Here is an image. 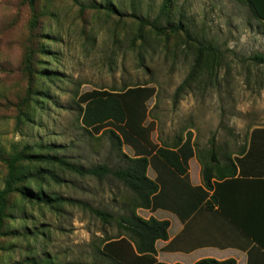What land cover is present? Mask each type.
I'll list each match as a JSON object with an SVG mask.
<instances>
[{
    "label": "rangeland",
    "instance_id": "1",
    "mask_svg": "<svg viewBox=\"0 0 264 264\" xmlns=\"http://www.w3.org/2000/svg\"><path fill=\"white\" fill-rule=\"evenodd\" d=\"M139 19L182 27L158 34ZM255 54L264 55V21L243 0H0V190L18 153L86 168L123 167L121 152L133 157L132 144L121 142V152L111 145L118 121L109 102L81 101L92 90L153 89L121 102L125 127L151 151L150 179L163 160L155 152L175 151L179 140H190L201 167L212 144L221 156L236 152L252 129L264 127V64L250 59ZM16 165L0 264H109L101 247L120 233L116 220L127 209L145 220L170 214L138 207L134 193L110 176H79L31 159ZM89 207L115 220L105 223ZM170 223L168 239L154 245L156 259L173 264L195 242ZM201 253L223 255L200 249L191 256Z\"/></svg>",
    "mask_w": 264,
    "mask_h": 264
},
{
    "label": "trees",
    "instance_id": "2",
    "mask_svg": "<svg viewBox=\"0 0 264 264\" xmlns=\"http://www.w3.org/2000/svg\"><path fill=\"white\" fill-rule=\"evenodd\" d=\"M245 1L257 19L264 21V0H243ZM166 6V2L162 5V10ZM108 7V6H106ZM112 12L114 9L108 7ZM141 24L150 26L158 34H165L171 31H177L181 29L179 24L177 27H166L157 24V21H148L146 19H139ZM203 50L215 52L211 46H202ZM256 63L264 64V55L255 54L250 58ZM29 66V61L26 63ZM26 70L31 68L25 67ZM185 83H182L176 89V95L182 91ZM152 88L145 87H132L123 92L111 93L105 90H92L84 93L80 99L82 102H109L112 109L116 112L115 119L118 121L116 132L109 131V137L112 147H116L117 151L121 152V142H127L130 145L137 147L133 157H128L121 152V161L124 162L123 167L112 168L106 164L95 165L91 167H84L63 158L50 156V155H23L16 154L11 157L8 164L7 180L3 189L0 190V234H2L3 220L6 215L7 209V196L14 191L13 184L16 180V167L17 162L23 159L38 160L47 163H53L63 169L74 172L79 176L92 175L97 178L104 176H110L113 179H117L123 182L139 200L138 207L154 210L157 208H163L175 213L178 218L187 225L188 219L191 218L193 211L202 205L206 209L210 208V199L215 200L214 196L206 200L208 197V191L212 188L210 183V170L211 163H221L222 157L217 151L215 145L212 144V150L210 155V162L201 167L203 187H193L187 175L188 159L193 155V150L190 144V140H179L174 148L175 151L166 150L164 148L158 149L155 154L159 153L163 160L156 166L153 165L156 171V177L150 179L146 176L147 167L151 162V151H147L142 147L138 139L130 132L124 125L125 122V105L121 104L122 101L131 99L133 97H140L142 94L149 96L152 94ZM110 109V108H108ZM100 122L90 123L93 127ZM96 124V125H94ZM98 127V126H97ZM96 128V127H95ZM255 131H259L256 128L252 130V135ZM262 131V130H261ZM264 132V129H263ZM245 146L240 147L236 153L237 155L243 154ZM220 155V156H219ZM248 155V152L245 154ZM229 159L231 171L230 176L235 172V161L241 163L238 157L234 160L227 155ZM164 168L166 174L163 175L159 167ZM158 167V168H157ZM219 185V183H217ZM30 198H34L37 201L44 203H50V199L44 196H33L32 193H25ZM215 195V193L213 194ZM201 205V206H202ZM89 210L99 217L103 222L109 223L115 220V217L106 211L99 210L97 208L89 207ZM119 225L120 233L112 238L106 240L101 247V255L111 261L109 264H169L166 262L158 261L155 257L156 248L155 241L168 239V228L170 222L166 219L157 220L154 217H149L147 220L139 217L134 210L127 209V211L119 216V220H116ZM37 264L36 262H31ZM65 264H98L96 262L80 263V262H67ZM180 264V263H174ZM194 264H236L235 259L228 258L225 260H216L214 258H202L196 261Z\"/></svg>",
    "mask_w": 264,
    "mask_h": 264
},
{
    "label": "crops",
    "instance_id": "3",
    "mask_svg": "<svg viewBox=\"0 0 264 264\" xmlns=\"http://www.w3.org/2000/svg\"><path fill=\"white\" fill-rule=\"evenodd\" d=\"M255 128L259 131L253 135V129L250 131L243 154L223 153L221 163H211L209 179L212 188L207 190L206 200L212 196L215 200L210 199L209 209L202 202V206L193 211L185 226L172 211L154 209L169 212L171 216L162 217L163 213L159 212L161 218L150 217L174 221L179 233H190L194 238L193 246L186 251L182 249V253L188 252L187 255L182 254L187 258L175 263L194 264L202 258H213L203 253L191 256L200 249H211L223 254L215 257L216 260L233 258L236 264H264V127ZM247 152L248 155H245ZM227 155L233 160L235 157L241 160L240 164L234 160L236 168L232 176ZM187 163L190 184L204 188L201 165L196 156L192 155Z\"/></svg>",
    "mask_w": 264,
    "mask_h": 264
}]
</instances>
